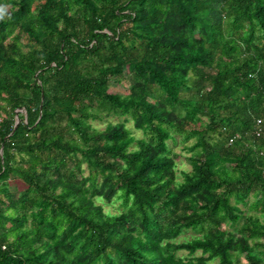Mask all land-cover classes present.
<instances>
[{"label": "trees", "instance_id": "obj_1", "mask_svg": "<svg viewBox=\"0 0 264 264\" xmlns=\"http://www.w3.org/2000/svg\"><path fill=\"white\" fill-rule=\"evenodd\" d=\"M0 6V264H264V0Z\"/></svg>", "mask_w": 264, "mask_h": 264}, {"label": "rangeland", "instance_id": "obj_2", "mask_svg": "<svg viewBox=\"0 0 264 264\" xmlns=\"http://www.w3.org/2000/svg\"><path fill=\"white\" fill-rule=\"evenodd\" d=\"M127 87L126 84H123V86L119 89L123 90ZM125 117H118L117 115L116 116H112V117H109V120L111 121H118V120H122L124 119ZM107 120H102V121H94V124L97 125L98 127H101L103 128L106 124ZM127 124L132 126V121L129 119L127 121ZM137 135H141L142 132L141 131H137L135 130L134 131ZM172 149L174 152L177 153V161H178V170H181V169H189L190 168V163L189 161L187 160L186 156L189 154V152L185 149V143L182 142L180 139H178V142L176 144H172ZM194 234H198L197 231L193 230V229H187L185 232H183L180 236H179V239H184V238H190L192 237ZM178 254H186L187 252L185 250H180V251H177ZM199 253V252H198ZM245 262V260L243 261ZM214 264H217V261L214 260L213 261Z\"/></svg>", "mask_w": 264, "mask_h": 264}, {"label": "clouds", "instance_id": "obj_3", "mask_svg": "<svg viewBox=\"0 0 264 264\" xmlns=\"http://www.w3.org/2000/svg\"><path fill=\"white\" fill-rule=\"evenodd\" d=\"M5 15V9L4 7L0 6V19H3Z\"/></svg>", "mask_w": 264, "mask_h": 264}, {"label": "water", "instance_id": "obj_4", "mask_svg": "<svg viewBox=\"0 0 264 264\" xmlns=\"http://www.w3.org/2000/svg\"><path fill=\"white\" fill-rule=\"evenodd\" d=\"M19 117H18V115H16V120H15V126L19 123ZM12 133V132H11ZM3 146H4V144H2L1 145V151H2V149H3Z\"/></svg>", "mask_w": 264, "mask_h": 264}, {"label": "built area", "instance_id": "obj_5", "mask_svg": "<svg viewBox=\"0 0 264 264\" xmlns=\"http://www.w3.org/2000/svg\"><path fill=\"white\" fill-rule=\"evenodd\" d=\"M260 121V119H258V122Z\"/></svg>", "mask_w": 264, "mask_h": 264}]
</instances>
